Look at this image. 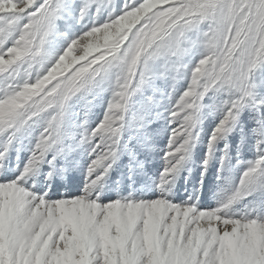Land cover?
Masks as SVG:
<instances>
[{
    "label": "snow or ice",
    "instance_id": "snow-or-ice-1",
    "mask_svg": "<svg viewBox=\"0 0 264 264\" xmlns=\"http://www.w3.org/2000/svg\"><path fill=\"white\" fill-rule=\"evenodd\" d=\"M0 264H264V0H0Z\"/></svg>",
    "mask_w": 264,
    "mask_h": 264
},
{
    "label": "rangeland",
    "instance_id": "rangeland-1",
    "mask_svg": "<svg viewBox=\"0 0 264 264\" xmlns=\"http://www.w3.org/2000/svg\"><path fill=\"white\" fill-rule=\"evenodd\" d=\"M236 142L239 143V140L237 139ZM230 143H231V139H230ZM220 147H223V145H221ZM15 162H16L15 155L13 154L12 167L15 166ZM212 172L214 173L215 169H212ZM68 177L69 179L75 178L76 183H82V176L77 171H72L68 173ZM185 177H187V181L185 180ZM40 179H43V177H40ZM54 183H59L64 185V187H61L59 189V191L62 193H71L76 191L75 187L69 186L66 180H62L59 177L56 178V181H54ZM216 185H217V181L215 180L214 175L211 178L210 188L207 186V181H206L205 188L199 193L201 201L203 203L211 204V205H214L216 203L215 197L219 191V188ZM198 187H199V175H198V169L195 166L192 167L191 175H189V173L187 172L183 173L175 185V189L178 190L179 198H184V199H187L189 195L193 194Z\"/></svg>",
    "mask_w": 264,
    "mask_h": 264
}]
</instances>
